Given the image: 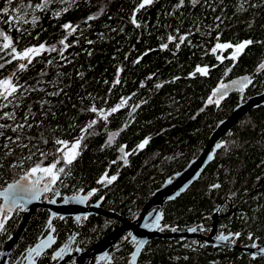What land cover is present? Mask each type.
<instances>
[{
    "label": "trees",
    "instance_id": "16d2710c",
    "mask_svg": "<svg viewBox=\"0 0 264 264\" xmlns=\"http://www.w3.org/2000/svg\"><path fill=\"white\" fill-rule=\"evenodd\" d=\"M140 2L77 0L78 7L72 6L66 13L61 11L59 17L34 13L39 16L38 22L33 24L29 19L23 25L27 29L23 35L15 29L9 31L13 40H18L17 48L44 43L46 47L55 45L60 49L59 41L66 34L62 25L70 22L79 26V31L68 37L67 42L72 46L64 50L66 59L57 52H46L34 58L26 71L18 72L16 68L19 84L31 85L40 78L57 82L65 91L51 97L43 92L30 94L28 104L40 96L46 97L51 101V112L55 113L48 118L42 114L36 116V120L44 119L41 127L49 129L45 134L49 142L40 141L38 145L49 155L43 159L37 152L26 159L29 155L26 149L15 148L9 155L7 149L0 148V187L25 175L37 163L48 166L55 156L57 146L52 142L55 139L66 141L83 135L77 160L69 173L60 174L53 191L73 194L95 189L94 198L102 199L103 208L132 218L166 176L199 153L217 121L232 110L240 97L264 87V0H207L196 6L185 0L182 8L176 7L178 0H155L153 5L135 13L141 25L136 28L131 18ZM19 5L22 6L16 7ZM0 7L11 10L7 0H0ZM91 14L98 18L86 23ZM6 28L0 21V30L6 32ZM170 35H183L187 39L177 48L178 41L167 39ZM77 39L79 43H75ZM88 40L94 43L90 45ZM242 40L254 43L235 60L227 54L232 48L212 51L217 43L234 45ZM162 44H168V48L163 49ZM50 59L54 60L53 64H46ZM137 59L139 63H135ZM13 64L14 61L5 64L0 76ZM198 67L207 68V75L197 72ZM42 70L47 72L46 77H38ZM58 72L63 74L59 80ZM117 79L121 81L119 84ZM158 84L161 87L157 88ZM46 90L53 91V85L46 83ZM123 100L127 103L122 104ZM118 105V111L108 115L105 121L103 115ZM92 107L98 111L92 113ZM38 109V104H32L33 113ZM26 111L27 107L22 105L17 114ZM93 120L96 124L88 128ZM124 122L126 127L113 139L106 140L108 130ZM38 131L34 127L27 134L39 140ZM146 138L149 144L139 149L138 145ZM222 145L200 177L179 197L164 204L162 223L170 228L209 224L211 214L226 198L221 206L226 216L217 219V229L239 233L238 243L261 241L264 239V104L251 108L224 136ZM111 176L117 179L108 184L106 178ZM217 184L218 188L213 187ZM229 201L236 207L233 213L224 210ZM21 214L19 211L8 214L5 228L0 231V246L15 230ZM47 216L44 208L32 212L14 254L36 239ZM54 222L60 242L72 227V221L66 217ZM109 223H113L109 218L88 216L76 228L78 241L86 246L100 239L110 230ZM130 250L131 246H126L112 264H128ZM38 264H50L49 255L41 256ZM137 264H264V261L226 245L205 244L198 238L155 237L143 248Z\"/></svg>",
    "mask_w": 264,
    "mask_h": 264
},
{
    "label": "snow or ice",
    "instance_id": "6c2138e0",
    "mask_svg": "<svg viewBox=\"0 0 264 264\" xmlns=\"http://www.w3.org/2000/svg\"><path fill=\"white\" fill-rule=\"evenodd\" d=\"M189 2L196 6L200 3H205L207 0H189ZM155 3V0H141L138 7L135 9L133 16L131 18V23L135 25L136 28H140L141 25L137 22L135 13L145 9L146 6H151ZM7 4L11 6V10L8 7H0V20L3 21L4 24H7L11 27H16L17 31H21V35L25 34L27 32V29L21 30L17 25L20 24H27L29 23V19H31V23L36 24L39 20V16L35 15L34 13H49L54 14L56 17H59L61 15V11L67 12L69 11V8L72 6L78 7L77 0H7ZM17 4H22L21 7H16ZM60 4H63V8L61 10H55ZM185 5V0H178L177 8H182ZM252 6L251 4L249 5ZM241 8H243V5H241ZM100 11H103V9H100ZM15 13V15H14ZM98 18V15L91 14L86 18V23L88 21H92ZM216 19L219 21L220 17H216ZM198 27V26H197ZM62 28L65 30V36L59 41V44L62 46V48L58 49L55 45L46 47L44 43L39 44L38 46H32L25 48L23 50L17 49L15 46L18 43V40L14 41L13 38L6 34L4 31L0 30V39H2L3 43L0 44V59L4 60V63H0V69L5 67V64L12 63V61H21V63L18 64V72H24L28 69L30 65L33 64V60L36 57H40L42 53L46 52H57L58 55L62 59H66L64 57V50H67L69 47L72 46V44L68 43V37L77 33L79 31L78 25H73L72 23H66L62 25ZM113 31H117L116 29H113ZM179 31V29H177ZM82 34V33H81ZM103 35V34H101ZM169 41H178L175 44V47L179 48L181 44H184L187 37L186 36H168L167 38ZM219 39V37H217ZM75 43H79V40L77 39ZM88 44H93L94 41L88 40ZM254 42L251 40L240 42L236 44L235 46L232 43H217L216 46L212 49L213 53L216 52L217 49H230L234 48V51L230 55V59L235 60L239 54L244 52L245 48L249 45H252ZM161 47L163 49L168 48V44H162ZM89 55L92 53L89 52ZM6 56H10L11 59H5ZM218 59H221V57H218ZM54 60L50 59L47 60V64H53ZM68 63H71V61H67ZM135 63H139V59L135 61ZM120 70H118L119 72ZM197 72L202 73L204 75H207L208 69L207 68H197ZM57 80H59V77L62 76V73H57ZM47 72H44L43 70L38 74V77H46ZM150 79V78H149ZM121 81L119 79L116 80V83L119 84ZM46 83L53 85V91L48 92L46 90ZM157 88L161 87V85H156ZM222 88L226 87L225 85H221ZM64 88L59 87L57 82L55 81H47L45 82L43 79H36L35 82L31 85L27 84L25 82L24 84H19L17 82V73L14 72L11 74L10 78H4L0 79V120L4 121L3 123H0V137H2L5 141V143L0 144V148L7 149L6 154H12L15 151V148L20 149H26L29 152V155L26 157V159H31L33 155H35L37 152L39 153V156L43 159L48 158V152L44 151L42 148H40L38 145L40 141H42L44 144H47L49 140L46 137V133L49 131L48 127H41L44 125V119L36 120V116L42 114L44 118H48L49 116H55L54 112H51V101L45 100L42 96L38 97L37 99L32 101V104H38L39 109L38 112L33 113L32 111V104H28L27 101L30 98L31 93H40L43 92L47 96H59L61 93H64ZM220 91L219 89L217 90ZM213 101L210 99L209 103H212ZM127 101L123 100L122 104H126ZM218 103V101H217ZM24 105L27 107V111L23 113V115H18V111L21 108V106ZM119 105L117 107H113L111 109V112L107 115H103V119L106 121L108 119V115H111L112 113H115L119 109ZM92 113H96L98 110L96 107H92L90 109ZM133 111H135V108H133ZM33 121H36L35 124ZM96 124V121L93 120L92 123L88 126V128H91L93 125ZM37 128L39 131L37 133L39 140L37 139V136H29L27 133L33 129ZM53 132H55V129H52ZM83 132H87L88 129H82ZM8 133H12L14 135H9ZM91 135L92 133H88ZM85 137L82 135L81 137L77 138L71 145L63 139H55L52 141L57 147L55 149V156L53 158V161L48 166H42V163H37L36 166L31 167L24 176H22L23 181H29L28 184H23L20 181H17L15 184L9 185L7 189H5L4 193H0V195H3L6 201H10L7 209L4 206H0V231L4 230L5 228V222L9 219L8 212L11 211L12 207H17L22 209L23 204L20 203V201H24V203L30 202L32 199H39L42 192H48L51 190V186L55 185L58 180L61 179L60 174H67L71 171V166L73 163L77 160L79 156V151L81 149V141H83ZM111 139V138H110ZM149 144V139H144L142 143L138 145L139 149H144L146 145ZM215 147L217 149L223 148L224 145L222 144H216ZM35 148V152L32 151V149ZM127 155V153H125ZM213 157L209 156L208 160H212ZM58 165H66L60 166ZM13 167H19L20 165H12ZM37 173L45 174L40 179L31 180V177H34L37 175ZM47 179L49 183L44 184L43 188H40L39 185L41 183V179ZM107 183L111 184L112 181L116 180V176H111L110 178H106ZM103 182V181H101ZM220 185H213V187L218 188ZM23 192L26 193V196H21L19 199L16 197H9L10 192ZM96 192L95 189L92 190L88 195H94ZM58 195V194H57ZM81 201L84 199H87V197H80ZM55 203V201H53ZM156 227H159V224L157 223L155 225ZM47 227L51 229L53 232L55 229L52 226V220L48 221ZM175 231V229H173ZM192 231H196L195 229H192ZM131 235V234H129ZM236 236H239V233L235 234ZM252 237L249 236V239ZM133 240H135V237H132ZM220 240L225 241L228 239L227 236H220ZM55 243L52 235H48L47 239L44 241H41L40 244L36 245L35 247L29 249V256H31L32 253H35L36 257H39L41 255V250L43 248L49 247L51 244ZM138 244L137 251L140 250V248L144 247V244L146 241L138 240L136 241ZM253 247H257V245L253 244ZM259 251L261 253H264V248H260ZM58 256H60V252H57L52 259H56ZM35 264V261L33 262Z\"/></svg>",
    "mask_w": 264,
    "mask_h": 264
},
{
    "label": "water",
    "instance_id": "95a60500",
    "mask_svg": "<svg viewBox=\"0 0 264 264\" xmlns=\"http://www.w3.org/2000/svg\"><path fill=\"white\" fill-rule=\"evenodd\" d=\"M264 104V87L251 95L246 97H240L236 105L232 108V110L223 118L219 119L215 125V127L210 132L205 144L202 149L199 151L197 155L192 157L181 169L173 172L172 174L166 176L161 184L156 187L149 198L145 201V203L141 206L139 212L132 218L123 217L119 212L113 209H107L100 206L101 200L98 199L94 202L90 207H86V201L89 198L88 194L82 193V191H78L73 194H61L59 192L54 193L51 198L43 199L44 194L48 192H42L39 199H32L28 203H24V201H20L23 204L22 214L19 218L17 226L15 230L10 233L4 240L2 247L0 249V264H15V261L9 263V255L10 252L17 242L21 232L23 231L30 215L35 209L44 208L48 212V216L46 219V223L44 225L43 232L47 228V224L49 220H53L54 217L59 216L60 218L66 216H73V226H75L78 222V219L83 214H89L90 212H94L98 215H102L105 217H110L115 219L120 224L115 229H112L107 234H105L100 239H97L94 243H92L86 251L93 250L91 255H95L96 252H99V249L104 251L110 245H112L117 238L124 233L129 235L128 241L133 242L132 250L129 253L128 264H137L138 258L149 242V240L160 237V238H198L204 241L205 244L212 245L214 247L226 245L230 248H236L243 252H249L252 257L256 256H264V253L259 251L260 248H264V242L260 244H255L257 247H253L252 245H240L232 240L222 241L219 239L220 236H227L229 238V234L219 232L217 233V218L219 215V207H217L213 213L211 214V222L209 224L196 223L185 228H170L162 223V208L164 204L168 201H172L179 197L182 193H184L189 186L197 180L207 165L212 162L215 158V155L219 149L215 147L216 144H223V138L226 134H228L235 124L253 107H257ZM126 127V122H124L120 127L108 130L106 140L109 138H114L116 134L120 133ZM212 156L213 159L210 161L208 157ZM21 175L14 180L7 182L4 186L0 187V193H4L5 189L8 188L9 185L15 184L17 181H20L23 184H28L29 181H23ZM44 176L42 173L37 174L34 177H31V180L40 179ZM262 180V179H261ZM49 183L47 179H41V183L39 185L40 188H43L44 184ZM52 187V186H51ZM58 194V195H57ZM26 193L23 192H10L9 197H16L19 199L21 196H26ZM80 197H87L81 201ZM57 198H61V200L57 201ZM55 201V203H53ZM10 201H6L3 195H0V206H4L6 209L9 205ZM17 207H12L9 214H12ZM229 213V211L227 212ZM159 224V227H156V224ZM175 229V231H173ZM195 229L196 231H192ZM206 231V232H204ZM73 230L71 231V234ZM48 235H52L53 231L50 229L46 235L42 237V233L39 235L37 241H35L32 246L27 247L25 249V255L28 260L31 259L29 256V249L35 247L40 244L41 241L47 239ZM135 237V240L132 239ZM54 241L55 238L53 237ZM143 240L146 241L143 248H140L137 251L138 244L136 241ZM72 237H69L68 245L71 243ZM54 244V243H53ZM51 244L49 247H51ZM47 248H43L41 250V254L47 251ZM60 247L54 249L51 253V260H54L53 264H62L59 262L58 257L56 259H52V257L59 251ZM24 252V251H23ZM35 256V253H34ZM76 259V253H73ZM34 262V261H33ZM27 264V261L26 263ZM33 264V263H32Z\"/></svg>",
    "mask_w": 264,
    "mask_h": 264
},
{
    "label": "flooded vegetation",
    "instance_id": "af4514ba",
    "mask_svg": "<svg viewBox=\"0 0 264 264\" xmlns=\"http://www.w3.org/2000/svg\"><path fill=\"white\" fill-rule=\"evenodd\" d=\"M37 174H39V173H37ZM43 175H45V174H43ZM46 179V178H45ZM53 187H54V185H52V187H51V190L48 192V193H46V194H44V196H43V199H49V198H51L52 197V195L54 194V193H57V192H59V191H53ZM90 192H92V191H87V192H82V193H84V194H89ZM59 193H61V192H59ZM61 194H65V193H61ZM98 199H100L101 200V203H100V206H102V199L101 198H94V195H91V196H89V198L87 199V201H86V204H85V206L86 207H90L91 205H93L94 204V202L95 201H97ZM59 200H61V198H57V201H59ZM225 201H226V198H224L223 200H222V203H221V205H219V215H218V218L219 217H221V216H226V214L223 212V209L221 208V206L225 203ZM232 203V201H229L228 202V204L226 203V205H225V209L224 210H226V212L228 211V210H230L229 211V213H233V212H235V206H233V204H231ZM103 207V206H102ZM221 209V210H220ZM21 212L22 213V210H20V208H17V209H15V211L14 212ZM13 212V213H14ZM12 213V214H13ZM9 214V213H8ZM12 214H10V215H12ZM90 215H98V214H96V213H94V212H90L89 214H83V215H81L80 217H79V219H78V222H77V224L75 225V226H73V216H66V217H69V218H71V221H72V227L69 229V231L67 232V235H65V237H64V239L62 240V241H58V239H57V236H56V234H55V232H56V224H55V222H54V220L55 219H64V218H66V217H63V218H60L59 216H56V217H54L53 218V220H52V226H53V228L55 229V231L53 232V237L55 238V243L51 246V247H49V249H47V251H45L43 254H41L39 257H36V256H34V253H32L31 254V259H29V257H28V260H27V258H26V255H25V249L27 248V247H30V246H32V244L35 242V241H37V239H38V237H39V235L42 233V237L44 236V235H46V233L50 230L48 227L46 228V230L43 232V229H44V226H43V228H42V230H41V232L39 233V235L36 237V239L33 241V242H31V243H29V244H27L23 249H21V251L20 252H18V254H14L13 252H14V247H15V245H16V243H15V245L13 246V248H12V250H11V252H10V255H9V263H11L12 261H15V264H25L26 263V261H27V264H32L33 263V261H35V264H38L39 263V261H40V257L41 256H43L44 254H48L49 255V262H50V264H53L54 263V260H51V253H52V251L54 250V249H56L57 247H60V249H59V251L58 252H60V256H58V259H56V260H59V262H62V264H112L113 262H114V260H115V257H117L118 255H119V253L126 247V246H128V245H130L131 246V250H132V247H133V242H131V241H128V237H129V235L127 234V233H124V234H121L118 238H117V240L112 244V245H110L106 250H104V251H102V250H100L99 249V252H96V254L95 255H91V252L93 251V250H89V251H86V249L92 244V243H94L96 240H94L93 242H91V243H89L88 245H86V246H84L83 244H81L79 241H78V236H79V232L78 231H76V228H77V226L83 221V220H85L88 216H90ZM100 216H102V215H100ZM103 217H105V216H103ZM106 218H109V219H111L112 221H113V223H109V225H110V230L109 231H111L112 229H115L116 227H118V225L120 224L119 222H117L115 219H113V218H110V217H106ZM217 218V219H218ZM46 223V222H45ZM45 225V224H44ZM73 230V233L71 234V231ZM108 231V232H109ZM107 232V233H108ZM219 232H222V233H227V234H229V238H228V240H232L233 242H235V243H237V244H240V245H252V244H260V243H263L264 242V239L263 240H261V241H258L257 239H252V240H250V241H248V242H242V243H238L237 242V236L236 235H234V233H232V232H224V231H222V230H218L217 229V233H219ZM106 233V234H107ZM21 234H22V232H21ZM21 234H20V236H21ZM19 236V237H20ZM69 237H72V241H71V243L68 245V240H69ZM103 237V236H102ZM19 239V238H18ZM99 239V238H98ZM5 240V239H4ZM4 240H3V242H4ZM18 241V240H17ZM3 242H2V244H3ZM2 244H1V246H0V249H1V247H2ZM221 246H224V245H221ZM130 250V251H131ZM24 251V252H23ZM130 251L128 252V258H129V253H130ZM241 251V250H240ZM243 252V251H242ZM73 253H76V261H75V256H73ZM244 253H247L251 258H257V257H261L262 259H263V261H264V256H256V257H252L251 255H250V253L249 252H244ZM128 261V260H127Z\"/></svg>",
    "mask_w": 264,
    "mask_h": 264
},
{
    "label": "rangeland",
    "instance_id": "374dc122",
    "mask_svg": "<svg viewBox=\"0 0 264 264\" xmlns=\"http://www.w3.org/2000/svg\"><path fill=\"white\" fill-rule=\"evenodd\" d=\"M63 4H60L59 6H58V8H56V9H60V8H63ZM17 7H21L20 5L19 6H17ZM14 15H15V13H14ZM1 22H3L2 20H0ZM5 25H7V24H5ZM23 25L24 24H20V25H17L21 30H23L24 28H23ZM9 26V25H8ZM7 29V31L5 32L6 34H9L10 35V32L9 31H11L12 29H15V31H17L16 30V27H11V30H10V26H9V28H6ZM17 32H21V31H17ZM2 40V39H1ZM245 40H242V41H240V42H244ZM240 42H238V43H240ZM2 43H3V41H2ZM238 43H236V44H238ZM41 44V43H40ZM236 44H234V46L236 45ZM39 44H36V45H25V46H23V47H20V48H17L18 49V51L19 50H23V49H25V48H28V47H32V46H38ZM234 51V48H232L229 52H227V54L230 56L231 55V53ZM8 58H11L10 56H7ZM6 59V58H5ZM0 63H4V60L3 59H0ZM19 63H21V61H18V60H16V61H14V64L12 65V66H8L3 72L5 73V74H2L1 76H0V79H4V78H10V76H11V74L12 73H14V72H16V68H18V64ZM47 64V63H46ZM44 80V79H43ZM45 81V80H44ZM45 100H47L46 99V97L44 98ZM9 134V133H8ZM10 135V134H9ZM77 139V137H74L73 139H71V140H66L68 143H69V145H71V143H73L75 140ZM3 143H5V141H4V139L2 140V141H0V144H3ZM8 151V150H7ZM204 232H206V231H204ZM194 239H196V238H194Z\"/></svg>",
    "mask_w": 264,
    "mask_h": 264
},
{
    "label": "built area",
    "instance_id": "2783aa9c",
    "mask_svg": "<svg viewBox=\"0 0 264 264\" xmlns=\"http://www.w3.org/2000/svg\"><path fill=\"white\" fill-rule=\"evenodd\" d=\"M6 27H7V28H9V26H8V25H6ZM0 44H2V40H0Z\"/></svg>",
    "mask_w": 264,
    "mask_h": 264
}]
</instances>
